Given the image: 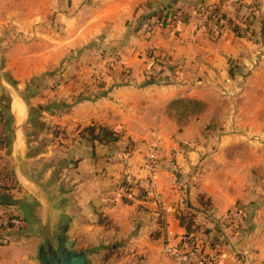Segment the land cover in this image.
I'll return each mask as SVG.
<instances>
[{
	"label": "crops",
	"instance_id": "obj_1",
	"mask_svg": "<svg viewBox=\"0 0 264 264\" xmlns=\"http://www.w3.org/2000/svg\"><path fill=\"white\" fill-rule=\"evenodd\" d=\"M163 1L0 0L4 186L49 232L66 220L91 264H179L169 249L188 236L180 217L215 264H264V0H226L258 10L251 26L234 20L241 36L220 37L195 16L200 0H172L189 15L157 23ZM100 128L119 140L100 142ZM129 176L151 177L156 197L129 192ZM4 238L0 264H39L38 238Z\"/></svg>",
	"mask_w": 264,
	"mask_h": 264
},
{
	"label": "built area",
	"instance_id": "obj_2",
	"mask_svg": "<svg viewBox=\"0 0 264 264\" xmlns=\"http://www.w3.org/2000/svg\"><path fill=\"white\" fill-rule=\"evenodd\" d=\"M195 16L199 17L204 21V23H208L210 28L215 36L220 37L221 35V28H219L220 23L224 21V16L217 14L213 9L210 10H195ZM185 18L182 16L181 12H172L167 20V24L170 26L175 25L176 23H180ZM226 26V25H225ZM151 58L154 59L153 61L156 62L158 58H160L157 51L151 52ZM118 67V64L115 60L111 61L110 63L105 64L104 71L98 76V80L101 81L102 78L106 76L107 73H110L112 69ZM147 168L149 171H152V158H149ZM129 184L131 189L135 187L137 190L140 187L145 188V192H148V195L152 196L153 198L156 197L151 191V177H148L146 181L142 183H136L134 178L128 177ZM144 183L148 184L149 187H145ZM230 222L234 228L238 229L243 221H244V214L240 209L233 210L230 215ZM23 224L22 219H18L16 216H11L9 212H3L0 214V226L3 227H18ZM221 245L218 244L214 247L213 251L220 253ZM209 248L204 245L202 241L198 238L188 235L185 236L179 245L170 248L169 253L177 260L179 264H215L216 258L218 256H213L209 254ZM219 251V252H218ZM216 254V253H215Z\"/></svg>",
	"mask_w": 264,
	"mask_h": 264
},
{
	"label": "water",
	"instance_id": "obj_3",
	"mask_svg": "<svg viewBox=\"0 0 264 264\" xmlns=\"http://www.w3.org/2000/svg\"><path fill=\"white\" fill-rule=\"evenodd\" d=\"M166 8L172 0H164ZM213 0H204L206 9L214 6ZM2 203L6 206L17 208L22 214V220L27 223L18 234L34 236L38 238L36 260L39 264H91L89 252L79 250L78 241L69 236V224L62 220L52 232L44 228L33 215V210L25 200H17L12 197H5Z\"/></svg>",
	"mask_w": 264,
	"mask_h": 264
},
{
	"label": "trees",
	"instance_id": "obj_4",
	"mask_svg": "<svg viewBox=\"0 0 264 264\" xmlns=\"http://www.w3.org/2000/svg\"><path fill=\"white\" fill-rule=\"evenodd\" d=\"M203 1V0H202ZM247 6H244L243 4L240 6V10H239V12L241 13L242 11H243V8H244V10L246 9L247 10V8H246ZM211 8H208V9H206L205 7H204V1L202 2V5L199 3V5L198 6H196V8H195V10H210ZM183 10L182 9H176V12H181L182 13V16L184 17V18H187V16L189 15L188 13H186V12H182ZM172 12H174V10L173 9H171V8H166V9H164V11H162L158 16H156L157 18V20H156V22L157 23H161V24H164V25H166L167 24V20H168V18H169V16L172 14ZM244 13H246V12H244ZM249 16L251 17V15H247L246 16V18L247 19H242V23H244L245 25H247V26H249L250 25V21H248L249 20ZM243 18V17H242ZM252 23V22H251ZM231 30L236 34V35H238V36H241V27L239 26V25H235V26H233L232 28H231ZM164 58L162 59V58H158L157 60H156V64L157 65H161L162 66V64H164L163 62H164ZM178 103H180V104H182V105H185L186 107H188V106H190V108H191V112L192 113H197V112H200L201 110H202V104H200L199 102H197V101H181V102H178ZM174 105H176V103H174ZM7 122H8V117H7V114L5 113V110H1V108H0V124H1V130H0V143L3 141V136H2V134L4 133V127L7 125ZM87 131H88V133L90 134V135H94V132H95V129L93 128H90V129H87ZM97 139L100 141V142H103V143H109V142H113V143H115V142H117L118 140H119V135L118 134H116V133H114L113 131H111V130H108V129H106V128H100V132H99V135L97 136ZM126 188H127V190L129 191V192H131L132 190H131V186H130V184H129V182H128V180L126 179ZM9 188L7 187V186H4V185H2V186H0V191H2L3 193L2 194H0V206H6L5 204H3L2 203V199H4L5 197H10L9 195H8V193H9ZM145 196H146V192H141L140 194H139V198L140 199H144L145 198ZM180 222H181V224H182V226H184L186 229H187V235H191L193 232H194V224L192 223V222H189V221H187V218H185V217H180ZM4 228L3 227H0V238H4V235L3 234H1L2 232V230H3ZM8 229V228H7Z\"/></svg>",
	"mask_w": 264,
	"mask_h": 264
},
{
	"label": "rangeland",
	"instance_id": "obj_5",
	"mask_svg": "<svg viewBox=\"0 0 264 264\" xmlns=\"http://www.w3.org/2000/svg\"><path fill=\"white\" fill-rule=\"evenodd\" d=\"M200 4L202 5V2L203 1H199ZM225 3H226V0H222L221 4L218 5V6H212L210 7L211 9H213L217 14H219L220 16L223 15L224 16V21L222 23H220V27L221 28V35L223 34V32L225 31L226 27L228 28H232L233 26H235V23H234V20H237L238 18H242V19H247L246 16L249 14L251 15V17L249 16V20L250 21V25L251 26V21H252V18L254 17V14L255 12L258 10L257 9V6L256 4H250V5H247V10L243 8V11L240 13L239 10H240V6L242 4H231L229 6H225ZM226 7V8H225ZM225 8L224 12L222 11L223 9ZM172 9L174 11H176V6L172 7ZM244 11L246 13H244ZM226 25V26H225ZM220 35V36H221ZM10 183V175L8 172H0V184L1 186L2 185H9ZM17 217V216H16ZM18 219H20V216L17 217ZM0 227H3V226H0ZM19 227V226H18ZM18 227H3L4 229L1 231L4 235V237L8 236L9 234H11V232H18L19 229H17ZM8 228V229H7ZM1 241H6L5 238H0ZM1 259H0V262L4 260V258L6 259L7 256L1 254Z\"/></svg>",
	"mask_w": 264,
	"mask_h": 264
}]
</instances>
